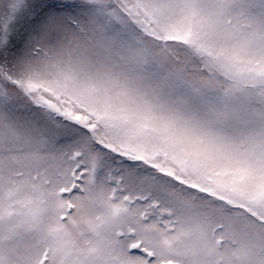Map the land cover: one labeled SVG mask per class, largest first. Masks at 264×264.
Here are the masks:
<instances>
[{"label":"snow or ice","instance_id":"6c2138e0","mask_svg":"<svg viewBox=\"0 0 264 264\" xmlns=\"http://www.w3.org/2000/svg\"><path fill=\"white\" fill-rule=\"evenodd\" d=\"M0 264H264V0H0Z\"/></svg>","mask_w":264,"mask_h":264}]
</instances>
